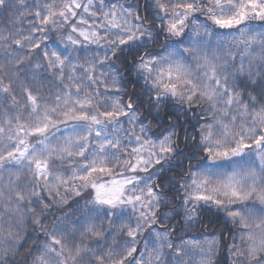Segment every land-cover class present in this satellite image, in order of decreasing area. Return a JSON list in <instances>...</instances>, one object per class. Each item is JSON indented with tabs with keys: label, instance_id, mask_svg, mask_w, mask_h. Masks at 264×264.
I'll use <instances>...</instances> for the list:
<instances>
[{
	"label": "snow or ice",
	"instance_id": "1",
	"mask_svg": "<svg viewBox=\"0 0 264 264\" xmlns=\"http://www.w3.org/2000/svg\"><path fill=\"white\" fill-rule=\"evenodd\" d=\"M0 264H264V0H0Z\"/></svg>",
	"mask_w": 264,
	"mask_h": 264
},
{
	"label": "trees",
	"instance_id": "2",
	"mask_svg": "<svg viewBox=\"0 0 264 264\" xmlns=\"http://www.w3.org/2000/svg\"><path fill=\"white\" fill-rule=\"evenodd\" d=\"M120 62L118 61L117 64H119ZM124 75L128 78L131 79V77L128 75L127 72L124 73ZM130 87V86H129ZM65 211H68V209H65ZM205 224H207L208 221V217L204 216L203 217ZM180 220V217H177L176 220L170 222L171 224H176L178 223ZM226 228L227 225H225L223 223V221L221 220L218 225L216 226H208V227H204V226H200V227H194L191 230V235L193 236H199L201 233H204L205 235H209V234H216L217 236H219L221 233L224 234L225 238H227V233H226ZM187 238V237H186ZM33 240H36V236L35 234H33L32 238L29 240V245L33 242ZM36 243H40L39 240H36ZM221 252L223 253V248H221ZM221 259H223V255H221L220 257ZM19 259V258H18Z\"/></svg>",
	"mask_w": 264,
	"mask_h": 264
}]
</instances>
